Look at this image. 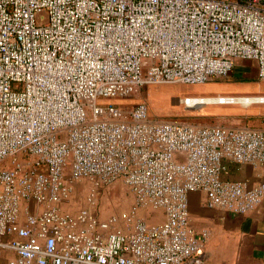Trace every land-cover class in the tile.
<instances>
[{"label":"built area","instance_id":"2783aa9c","mask_svg":"<svg viewBox=\"0 0 264 264\" xmlns=\"http://www.w3.org/2000/svg\"><path fill=\"white\" fill-rule=\"evenodd\" d=\"M239 60L256 61L264 81V0H0V264H208L189 194L253 212L264 184L222 172L226 161L264 165V128L108 101L226 79ZM81 179L90 206L123 180L164 221L64 211Z\"/></svg>","mask_w":264,"mask_h":264},{"label":"rangeland","instance_id":"374dc122","mask_svg":"<svg viewBox=\"0 0 264 264\" xmlns=\"http://www.w3.org/2000/svg\"><path fill=\"white\" fill-rule=\"evenodd\" d=\"M44 21V18H41ZM243 66V64H240ZM238 69L236 75L239 76ZM227 79L214 80L206 85H173L150 86L137 91L127 100H111L123 109H132L146 102L152 117L163 120H179L193 125L220 126L223 124L244 125L253 128H264V103H221L223 99L241 100L245 98L264 97V81L249 80L246 84L237 85L240 89L233 91L225 87ZM187 99H200L202 104L187 105ZM210 101V102H208ZM74 192L63 210L76 215L84 209H90L102 220L116 216L122 221L123 213L133 214L148 225L155 226L164 221L163 212L152 208H138L134 196L119 180L95 195V205L90 206L88 198L92 193V183L87 179L73 183Z\"/></svg>","mask_w":264,"mask_h":264},{"label":"crops","instance_id":"0c3cea01","mask_svg":"<svg viewBox=\"0 0 264 264\" xmlns=\"http://www.w3.org/2000/svg\"><path fill=\"white\" fill-rule=\"evenodd\" d=\"M238 69L241 70L239 76L236 75ZM229 77L225 87L229 91L240 89L236 86L249 80L259 81L256 61H237ZM222 178L248 187L263 185L264 165H238L226 161ZM189 212L192 228L206 235L202 257L208 264H264V199L253 212L236 215L207 207L205 195L192 192Z\"/></svg>","mask_w":264,"mask_h":264},{"label":"bare ground","instance_id":"6f19581e","mask_svg":"<svg viewBox=\"0 0 264 264\" xmlns=\"http://www.w3.org/2000/svg\"><path fill=\"white\" fill-rule=\"evenodd\" d=\"M202 100L200 99H189L188 101H186L187 105H197V104H202L204 103L201 102ZM210 102V101H208ZM221 103H243L245 105L248 104H258V103H264V97H255V98H245V99H241V100H228V99H223L222 101H220Z\"/></svg>","mask_w":264,"mask_h":264}]
</instances>
